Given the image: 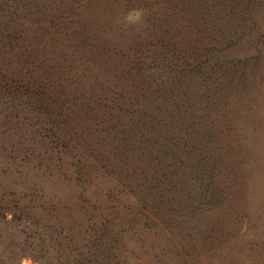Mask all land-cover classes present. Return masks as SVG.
Instances as JSON below:
<instances>
[{"label":"rangeland","instance_id":"obj_1","mask_svg":"<svg viewBox=\"0 0 264 264\" xmlns=\"http://www.w3.org/2000/svg\"><path fill=\"white\" fill-rule=\"evenodd\" d=\"M0 264H264V0H0Z\"/></svg>","mask_w":264,"mask_h":264}]
</instances>
